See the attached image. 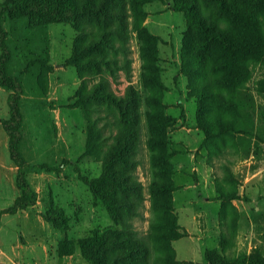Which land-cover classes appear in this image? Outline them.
<instances>
[{"label":"rangeland","instance_id":"1","mask_svg":"<svg viewBox=\"0 0 264 264\" xmlns=\"http://www.w3.org/2000/svg\"><path fill=\"white\" fill-rule=\"evenodd\" d=\"M126 3V44L123 39L117 43L126 51L119 54L113 68L116 74L108 80L115 95L124 96L132 86L142 98L143 143L137 173L145 195V218L134 220L138 234L150 238L153 232L166 229L153 225L150 189L154 181L164 180L173 189L194 185L193 190L171 192L173 214L184 236L163 250L154 248L157 254L152 252V263L165 264L155 259L160 251L170 256L168 264L206 262L205 251L214 248L224 249L229 257L254 250L264 256V92L259 90L264 62L248 63L243 82L232 84L219 43L212 40L204 45L196 27L171 1ZM194 3L216 30L227 24L219 0ZM260 25L264 32V20ZM3 28L11 51L6 75L19 78L22 85L20 153L30 163L60 167L61 171L27 174L36 202L0 219V264H87L76 241L113 224L103 204L94 202L79 180V176L95 178L101 166L84 156L88 121L83 110L75 107L83 78L65 64L78 33L69 24L32 27L23 20L5 21ZM91 29L97 31L94 26ZM83 80L88 87L98 81ZM153 100L172 120L165 153L172 173L166 177H155L154 169L165 164L160 161L155 166L147 144L145 111L155 108ZM101 106L106 110L101 119L106 131H115L111 123L115 111L108 109L107 113L108 106ZM202 123L209 128L207 135L198 127ZM223 126L230 129L222 130ZM4 194L13 195L9 189ZM220 195L238 199L222 201ZM189 198L194 206L186 204ZM7 200L0 206L7 207ZM56 208L69 217L65 231L43 217Z\"/></svg>","mask_w":264,"mask_h":264},{"label":"trees","instance_id":"2","mask_svg":"<svg viewBox=\"0 0 264 264\" xmlns=\"http://www.w3.org/2000/svg\"><path fill=\"white\" fill-rule=\"evenodd\" d=\"M169 1L175 10L183 12L188 22L196 27L204 45L212 40L219 43L227 57L230 83L243 82L241 76L248 63L264 62V32L260 25V20H264V0H219L220 10L226 15L228 22L217 30L213 22L196 11L195 0ZM126 4V0L0 1V87L11 91L7 100L9 118L2 120V126L9 136V157L18 168L16 186L20 192L11 206L0 210V217L3 214L13 215L35 204L37 194L27 179L29 172L61 171L60 167L30 163L20 153L22 85L19 78L6 75L11 51L6 42L3 23L23 20L32 27L47 24L71 25L78 36L65 64L75 68L80 79L88 77L98 80L88 87L87 80L82 79L75 107L83 110L88 121L84 156L99 162L101 173L91 179L79 176V180L88 187L93 201L103 204L113 226L102 231L94 229L91 236L76 241L81 257L87 264H153L151 256L152 252H156L153 251L154 248L163 250L171 242L184 236L173 214L171 192L175 189L164 180L154 181L150 191L155 218L153 225L166 229L153 232L148 238L139 235L134 227L135 219L145 218V195L137 173L141 165L143 143L142 98L132 86L128 87L124 96L115 95L108 80V76L116 74L113 68L119 54L124 49L126 51V47L117 45L121 39L126 44L124 33L127 26L123 19ZM92 26L97 31H93ZM115 38L116 43L113 41ZM259 90L264 92V82L260 83ZM155 101L153 100L155 108L145 111L147 144L155 166L160 161L165 164L164 167L154 169L155 177L156 174H164L166 177L172 173V168L167 163L168 154H165L168 148L167 129L172 120L164 114L163 106ZM101 105L108 106L107 113L108 109L115 111L111 121L116 127L115 131L107 132L104 122H101L105 118ZM198 127L208 134L207 125L202 123ZM221 129L228 130L230 127L223 126ZM156 195L159 196V201ZM219 199L229 201L238 197L220 195ZM43 217L59 231L68 229L70 220L62 208L49 209ZM153 240L155 245L151 247ZM155 259L165 264L171 262L170 256L161 251ZM205 260L207 264H264V256L257 250L248 255L229 257L225 255L224 249H208L205 251ZM173 264H177V261H173Z\"/></svg>","mask_w":264,"mask_h":264},{"label":"crops","instance_id":"3","mask_svg":"<svg viewBox=\"0 0 264 264\" xmlns=\"http://www.w3.org/2000/svg\"><path fill=\"white\" fill-rule=\"evenodd\" d=\"M115 93H116V91H115ZM9 94H10V91L8 89L0 87V96H1V101H0V203L2 202L3 199L4 200L8 199L7 200L8 204L6 205L7 207L14 203L16 197L19 194L18 193L19 189L16 186V176H17L18 168H17L16 164L9 157V149H8L9 136L2 126V120H6L9 118V107H8V103H7ZM100 166H101V164H99V167ZM99 171L101 173V167H100ZM176 186H177L178 190L181 189L182 191H188V190L194 189V185H189V184H187L185 186H183L182 184L176 185ZM7 189L12 191V193H13L12 196H10V197L5 196L4 190H7ZM177 189H175V191H177ZM173 201L174 202L176 201L175 195H173ZM185 202H186V204L188 203V205H190V206H194V200H191L190 198ZM7 207H5V206L1 207L0 206V210L5 209ZM18 212H16L15 214H17ZM15 214H13V215H15ZM6 215H10V214H3L0 217V219ZM204 257H205V255H204ZM178 261H182V260H178ZM194 264H207V262H198V263H194Z\"/></svg>","mask_w":264,"mask_h":264}]
</instances>
